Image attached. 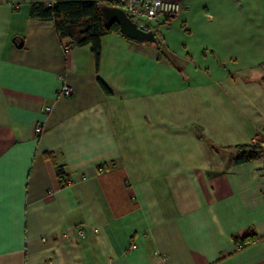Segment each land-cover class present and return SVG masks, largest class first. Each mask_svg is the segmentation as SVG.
<instances>
[{
    "label": "crops",
    "instance_id": "obj_1",
    "mask_svg": "<svg viewBox=\"0 0 264 264\" xmlns=\"http://www.w3.org/2000/svg\"><path fill=\"white\" fill-rule=\"evenodd\" d=\"M35 3L0 0V264H264V153L234 162L264 135L255 16L211 0L216 77L185 84L117 33L96 68Z\"/></svg>",
    "mask_w": 264,
    "mask_h": 264
},
{
    "label": "rangeland",
    "instance_id": "obj_2",
    "mask_svg": "<svg viewBox=\"0 0 264 264\" xmlns=\"http://www.w3.org/2000/svg\"><path fill=\"white\" fill-rule=\"evenodd\" d=\"M180 3L178 13L166 23L152 27L158 47L147 42L144 44H149L150 48L154 52L157 51L161 59L167 62L166 76L169 79L177 78L188 84L191 78L207 80L210 76L216 77L214 73L218 62L215 51L219 48L218 45L223 44V40L213 37L210 33V20L214 15L211 0H180ZM233 3L237 5L231 6L234 12L237 9L255 16H251L252 21L247 22L248 30H254L255 27L257 31H264V0H233ZM249 49L250 45L247 51L252 53ZM220 55H223L222 52ZM143 63L141 68L144 70L141 69V72L144 71L145 76L156 74L158 70L152 65L153 62L148 64L145 59ZM192 93L190 87L183 90L185 98H190ZM168 99L170 101V96Z\"/></svg>",
    "mask_w": 264,
    "mask_h": 264
},
{
    "label": "trees",
    "instance_id": "obj_3",
    "mask_svg": "<svg viewBox=\"0 0 264 264\" xmlns=\"http://www.w3.org/2000/svg\"><path fill=\"white\" fill-rule=\"evenodd\" d=\"M119 3L120 0H52L51 4H31L29 16L39 21H52L59 37L69 39L75 46L89 45L95 67L98 68L101 38L109 34H121L116 21L104 20L100 8L101 6L120 7ZM98 81L103 91L110 94L107 86L102 81ZM262 143H264V135L257 136L253 144L236 146L237 154L234 162L242 163L264 153ZM56 175L61 183H66L67 174L61 167L56 168ZM253 238V235L241 238L240 245H245Z\"/></svg>",
    "mask_w": 264,
    "mask_h": 264
},
{
    "label": "built area",
    "instance_id": "obj_4",
    "mask_svg": "<svg viewBox=\"0 0 264 264\" xmlns=\"http://www.w3.org/2000/svg\"><path fill=\"white\" fill-rule=\"evenodd\" d=\"M119 4V8L124 11L125 15L144 32L153 31L152 27L166 23L181 8L179 0H120ZM68 48L69 45L65 46L64 50ZM60 94L65 97L69 96L71 90L67 85H63ZM34 130L36 134L41 133V124H37ZM261 147L264 150V143Z\"/></svg>",
    "mask_w": 264,
    "mask_h": 264
},
{
    "label": "water",
    "instance_id": "obj_5",
    "mask_svg": "<svg viewBox=\"0 0 264 264\" xmlns=\"http://www.w3.org/2000/svg\"><path fill=\"white\" fill-rule=\"evenodd\" d=\"M101 14L106 22L116 21L119 26L120 33L131 40L140 43H150L155 46L158 45L153 31H142L134 22H132L119 7L101 6Z\"/></svg>",
    "mask_w": 264,
    "mask_h": 264
}]
</instances>
